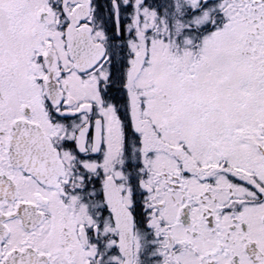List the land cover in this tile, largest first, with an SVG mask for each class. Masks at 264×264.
<instances>
[{
  "label": "snow or ice",
  "instance_id": "6c2138e0",
  "mask_svg": "<svg viewBox=\"0 0 264 264\" xmlns=\"http://www.w3.org/2000/svg\"><path fill=\"white\" fill-rule=\"evenodd\" d=\"M0 264H264V0H0Z\"/></svg>",
  "mask_w": 264,
  "mask_h": 264
}]
</instances>
